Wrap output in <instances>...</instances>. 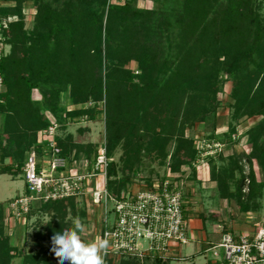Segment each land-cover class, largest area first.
<instances>
[{
	"label": "trees",
	"instance_id": "16d2710c",
	"mask_svg": "<svg viewBox=\"0 0 264 264\" xmlns=\"http://www.w3.org/2000/svg\"><path fill=\"white\" fill-rule=\"evenodd\" d=\"M4 1L15 5L0 6V17L16 16L17 20L0 32L10 45L9 54L0 58V175L17 171L23 175L30 152L44 154L46 142H40L39 136L54 122L60 132L68 119L94 120L104 112L108 157L119 145L123 149L120 167L113 161L108 168L107 188L113 196L131 185L143 157L166 165L172 143L171 174L180 175L181 167L190 164V177L180 176L199 182L194 165L198 153L185 130L216 116L225 74L233 83L229 139L242 119L261 120L246 133L251 150L246 156L249 173L232 156L229 165L214 166L211 181L220 199H236L240 213L260 210L264 195V0H162L158 9L138 8L134 0L116 4L81 0L59 8L43 1L29 28L22 7L26 0ZM67 137L56 135L67 160H76L86 148L87 158L96 156L94 146L84 148ZM253 160L262 170L261 181ZM232 181L237 184L235 190ZM77 199L43 203L28 217L54 210L46 227L53 233V223L62 231L67 227L68 205ZM6 212V204L0 203V264H13L18 258L22 264H50L47 254H26L12 243L4 232ZM49 254L54 256L51 250ZM106 264L114 262L110 259ZM117 264L141 263L124 257ZM145 264L167 263L147 260Z\"/></svg>",
	"mask_w": 264,
	"mask_h": 264
},
{
	"label": "built area",
	"instance_id": "2783aa9c",
	"mask_svg": "<svg viewBox=\"0 0 264 264\" xmlns=\"http://www.w3.org/2000/svg\"><path fill=\"white\" fill-rule=\"evenodd\" d=\"M123 1L108 0V3ZM57 129L58 124L54 122L39 136L40 142H46L42 156L48 169L41 167L38 170L37 153L35 150L30 152L23 168L26 194L7 205L12 218L19 220L46 202L89 194L93 202L102 207V220L96 238L106 237L109 240L106 261L112 259L117 264L126 257L141 264L147 260L167 263L171 252L189 243L188 223L184 215L191 199L187 180L170 174L140 188L128 186L118 196H111L107 181L108 168L113 160L108 157L105 144L97 149L90 171L87 167H71L57 146ZM220 146L213 143L206 146L211 150L202 146L198 151L202 153L204 150L206 155H211L220 151ZM95 177L102 178L105 189H96L97 185H93ZM109 202H112L111 208ZM219 248L223 251L222 255L217 251ZM211 250L217 258L215 264H264V226H258L253 235L224 233Z\"/></svg>",
	"mask_w": 264,
	"mask_h": 264
},
{
	"label": "rangeland",
	"instance_id": "374dc122",
	"mask_svg": "<svg viewBox=\"0 0 264 264\" xmlns=\"http://www.w3.org/2000/svg\"><path fill=\"white\" fill-rule=\"evenodd\" d=\"M3 0H0V3ZM27 4L23 3L22 7L26 10L25 12V20L27 28L31 26L34 21V16L37 13V5L43 1L50 2L53 6H69L71 4L81 3V0H26ZM138 8L145 9H158L161 8L162 0H134L133 2ZM109 4V3H108ZM1 6V5H0ZM261 15L264 17V3L262 5ZM0 32L7 28V25L10 22L16 21V18H11L12 21H8L6 18L0 17ZM10 52V45L5 43L4 38L0 34V58L8 55ZM132 68H135V65H131ZM232 80L229 76L223 75L222 78V91L219 95L221 105L217 109L216 116L214 118L210 117L204 122H195L189 125L185 130V136L194 141V147L198 153V158L194 162V165L198 171L199 177L197 181H191L193 186L198 187L200 184H204L205 187H200V192H196V194L191 199L192 207L197 211L196 214L201 216L202 219L208 220L210 222H215L217 213L215 209L218 206V203L227 204L228 216L230 220H238L240 210L238 209V203L236 199H220L217 195V191L214 188H211V175L212 170L219 167H225L229 165V158L235 156L240 161V165L243 166L245 174H248L250 171L249 163L246 160V156L250 154V147L247 145V131L254 126L261 118H244L236 127V132L231 134L229 139L227 133L229 129V124L231 122V91H232ZM0 88H1V79H0ZM67 94H63L62 98L64 103L68 104L69 101L66 99ZM34 98L36 100L39 99L38 94H34ZM65 98V99H64ZM91 106V105H89ZM104 102L101 105V108L104 109ZM106 116L104 112L96 115L94 120H89L87 117H79L75 119H68L66 126L64 129H61L60 132L57 130V133L61 135V138H66L67 136L72 137V142L77 144H82L84 148L87 146H94L92 151L97 152V149L105 144L107 149V141H106ZM2 124H0L1 126ZM56 133V134H57ZM68 138V137H67ZM213 143H219L220 151L213 152L211 155H206V151H202L199 153L198 150L202 146L206 147L207 145H212ZM175 143L170 144L169 146V156L167 158L166 165L159 166L157 164H152L151 160L148 157H143L142 162L138 165V170L136 177L131 181V187L133 189L143 187L148 184L149 180H162L171 174V167L173 164L172 159H170V155L173 153ZM87 148L85 151H81L76 160H69L68 163L71 167L76 168H88L91 170L93 164V154L91 158H87L86 155L89 154ZM96 150V151H94ZM211 150V149H210ZM123 155V149L119 145L116 148L112 160L117 162L118 167L121 165V157ZM213 159V160H211ZM171 160V161H170ZM211 160V161H210ZM112 161V162H113ZM6 162H9L7 160ZM37 163L38 170L41 167L47 166L43 164V156L37 155ZM69 166V167H70ZM252 167L255 172V175L258 180H263L262 170L259 167L258 163L253 160ZM193 171V167L190 164L183 165L180 169V175L187 174L190 177V173ZM175 175V174H173ZM240 174H236V178H239ZM192 179V176H191ZM25 177L21 174L20 171H17L16 174H5L0 175V203L6 204L21 196L26 194V186H25ZM247 184V182H246ZM93 185H97V190L105 189V185L101 177H95V181ZM237 184L232 181L231 189L235 190ZM248 189L245 188L244 192H247ZM110 193V191H109ZM111 194V193H110ZM111 196H113L111 194ZM77 200H74L73 205L67 204V227L72 226V219L75 217H80L85 224L86 231L83 233V238L89 242L93 241L96 238V235L99 231L101 220H102V207L101 204H95L90 195L85 194L81 197H76ZM222 201V202H221ZM258 201V200H257ZM227 202V203H226ZM40 205V204H38ZM263 210H264V198L262 201ZM112 207V202H109V208ZM261 210V213H263ZM32 211V210H31ZM30 211V212H31ZM259 211V210H258ZM258 211H252L257 213ZM30 212L16 220L12 218L11 214L7 211L4 219V232L7 235H10L11 239H14L15 244L18 245V248L21 251H25L24 253H28L30 255L33 254H47L50 258V264H59L57 258L55 256L50 255L51 248V237L54 232H57L55 228V224L52 223L51 228L54 230L51 233L47 229L48 222H51L53 214L56 211H51L45 213L33 212L29 217ZM189 221V220H188ZM188 227L191 226V221H189ZM246 219H243L241 222L245 225ZM249 221V220H248ZM248 224V223H246ZM264 224H262L263 226ZM211 228H208V232L210 233ZM254 233V232H253ZM250 232V235H253ZM14 237V238H13ZM193 246V242L190 240L188 244L181 245L178 247V250H181L183 254H187L191 251ZM177 250V251H178ZM177 251H173L170 253V257L167 261V264H174L176 261H181L176 258ZM210 254H208L209 256ZM22 259L18 258V261L15 259L13 264H22ZM67 264V262H66Z\"/></svg>",
	"mask_w": 264,
	"mask_h": 264
},
{
	"label": "crops",
	"instance_id": "0c3cea01",
	"mask_svg": "<svg viewBox=\"0 0 264 264\" xmlns=\"http://www.w3.org/2000/svg\"><path fill=\"white\" fill-rule=\"evenodd\" d=\"M27 2L28 1H24L25 4H27ZM0 5L1 7H11L15 5V2L3 0L1 1ZM25 9L23 11L24 14L27 13L25 12ZM11 18H16V16H9L6 19ZM187 182H189L190 184V187L188 188V194L191 199L196 194V192H200V187H205L204 184L195 187L193 186L191 181L187 180ZM210 184L211 188L215 189V183L210 182ZM263 198L260 202V210L257 213H241L238 220H230L227 212V204L218 203V206H216L215 209L216 212H214L218 215L216 217V221L213 223L208 220L202 219L201 216H198L196 214L197 211L192 207V201L190 199L185 209V217L187 221H191V226L188 227V233L190 240L193 242V246L191 251L187 254H183L181 250H178V248H176L174 250H178L176 258L181 261H176L174 264H215L217 258L214 257L213 250H211V248L220 242L221 237L224 233H231L235 236L243 235L246 233L250 234V232L253 233L258 226L264 224V210L262 205ZM261 210H263V213H261ZM243 219H246V223L248 224H242L241 222L243 221ZM208 228H211L210 233L208 232ZM12 243L18 247V245L15 244L14 239H12ZM217 251L221 255L223 254L222 249L219 248ZM208 254L210 255L208 256ZM16 260L18 261V259Z\"/></svg>",
	"mask_w": 264,
	"mask_h": 264
},
{
	"label": "clouds",
	"instance_id": "9594fccd",
	"mask_svg": "<svg viewBox=\"0 0 264 264\" xmlns=\"http://www.w3.org/2000/svg\"><path fill=\"white\" fill-rule=\"evenodd\" d=\"M85 231L82 219L75 217L71 227L54 232L50 250L59 264H106L109 240L106 237H97L89 242L83 238Z\"/></svg>",
	"mask_w": 264,
	"mask_h": 264
}]
</instances>
